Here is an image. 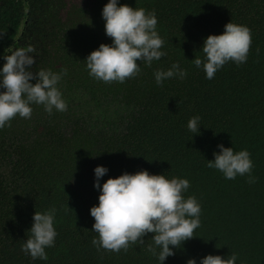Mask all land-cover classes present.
Segmentation results:
<instances>
[{
  "label": "trees",
  "instance_id": "obj_1",
  "mask_svg": "<svg viewBox=\"0 0 264 264\" xmlns=\"http://www.w3.org/2000/svg\"><path fill=\"white\" fill-rule=\"evenodd\" d=\"M106 2L0 0V54L31 44L33 72L67 69L58 83L66 111L49 115L33 104L30 118L15 116L0 128V264H158L147 251L152 233L127 251L92 245L96 165L108 168L101 183L140 169L188 179L184 196L199 202L200 227L163 264L230 252L236 264H264V0H118L155 12L166 52L123 83L97 81L85 68L91 50L111 43L101 18ZM230 20L250 30L247 60L229 61L205 79L191 60L202 55L203 38ZM173 62L186 77L157 85L153 71ZM195 115L198 134L186 128ZM217 143L248 150L255 182L247 174L228 180L206 166ZM53 207L54 245L46 261L33 260L21 251L32 214Z\"/></svg>",
  "mask_w": 264,
  "mask_h": 264
},
{
  "label": "clouds",
  "instance_id": "obj_2",
  "mask_svg": "<svg viewBox=\"0 0 264 264\" xmlns=\"http://www.w3.org/2000/svg\"><path fill=\"white\" fill-rule=\"evenodd\" d=\"M101 18L104 33L111 38V43H100L84 58L85 68L93 79L123 83L139 74L140 63L151 66L153 61L166 55L154 11L107 0L102 6ZM250 44L249 28L230 20L224 24L222 32L203 38L202 55L195 56L191 62L204 72L205 79H212L229 61L237 66L245 63ZM33 53L37 54V49L29 44L15 48L10 45L0 54L4 61L0 65V128L6 127L15 116L30 118L33 104L42 105L49 115L53 110H67L58 88L67 69L58 73L40 68L33 72ZM186 75V69L176 62L166 69L153 71L157 85L173 77L183 80ZM200 125V117L195 115L187 120L186 128L198 134ZM216 149L213 158L207 159L208 168L219 171L228 180L247 174L248 182H255L247 149L234 151L232 146L226 147L223 143H217ZM107 172L108 168L103 165L93 168V188L98 189V202L90 207L89 214L94 218L92 231L97 233L91 243L98 250L127 251L130 243L144 244L143 237L152 233V244L147 246V251L156 257L158 264H163L168 256L174 255V249L192 238L194 230L200 227L199 202L194 196H184L189 188L188 179L168 178L164 173L152 174L140 169L109 176L101 183V177ZM55 214L54 207L35 210L32 214L31 227L27 229L30 234L21 244V251L31 259H48L45 249L54 245L57 235ZM237 259L235 252L223 258L220 254H205L199 264H236ZM186 264H197V260L189 258Z\"/></svg>",
  "mask_w": 264,
  "mask_h": 264
}]
</instances>
